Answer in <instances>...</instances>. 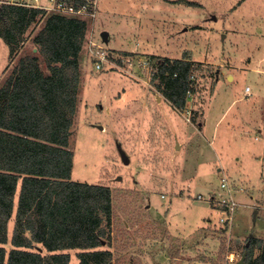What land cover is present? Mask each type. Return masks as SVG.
Returning a JSON list of instances; mask_svg holds the SVG:
<instances>
[{"label":"rangeland","instance_id":"obj_1","mask_svg":"<svg viewBox=\"0 0 264 264\" xmlns=\"http://www.w3.org/2000/svg\"><path fill=\"white\" fill-rule=\"evenodd\" d=\"M97 3L69 148L72 180L111 189L99 249L111 251L113 264H239L249 237L264 239V0ZM98 49L110 57L99 68ZM33 51L30 35L15 55L0 37V84ZM147 56L194 63L195 89L182 110L149 83ZM222 176L238 203L229 221L217 203Z\"/></svg>","mask_w":264,"mask_h":264},{"label":"trees","instance_id":"obj_2","mask_svg":"<svg viewBox=\"0 0 264 264\" xmlns=\"http://www.w3.org/2000/svg\"><path fill=\"white\" fill-rule=\"evenodd\" d=\"M0 7L9 53L29 35L37 50L20 56L0 84V264H70L71 252L76 264H113L111 251L99 249L109 234L111 189L71 179L69 137L88 20L22 4ZM148 58L157 68L152 84L182 110L195 89L194 63ZM249 242L244 264H264V239Z\"/></svg>","mask_w":264,"mask_h":264},{"label":"built area","instance_id":"obj_3","mask_svg":"<svg viewBox=\"0 0 264 264\" xmlns=\"http://www.w3.org/2000/svg\"><path fill=\"white\" fill-rule=\"evenodd\" d=\"M47 4L41 3V0H0V3H15V4H22L25 6L37 7L42 8L48 12H56L64 15L75 16L89 19H95L97 15V0H81L78 4H74L72 1L69 0H47ZM131 56L133 52H130ZM97 57L96 67H100V62L105 60L107 57L110 58L104 50L98 49L95 51ZM125 56V55H124ZM146 56V55H145ZM148 58V56H147ZM117 62L120 61L116 60ZM144 65H148V70L150 74L149 83L152 86L151 79L156 75V65L155 60H151L148 58L147 60L143 61ZM176 76V73L173 74ZM191 80L195 79V77H190ZM249 87H245V91H248ZM190 90L187 91V96H190ZM183 107V106H182ZM180 107V108H182ZM185 107V105H184ZM183 107V108H184ZM180 110V109H178ZM221 193L219 194L218 204L221 207L223 212V217L220 218L221 221L231 220L232 216L235 212V208L238 206L237 201L235 200V193L233 187L228 183V180L225 176L221 177ZM198 199L202 198V195L197 196ZM213 199V198H212Z\"/></svg>","mask_w":264,"mask_h":264},{"label":"water","instance_id":"obj_4","mask_svg":"<svg viewBox=\"0 0 264 264\" xmlns=\"http://www.w3.org/2000/svg\"><path fill=\"white\" fill-rule=\"evenodd\" d=\"M1 8V7H0ZM214 18V17H213ZM107 36H108V33L106 30H102L101 33H100V37L102 38L103 41H106L107 40ZM117 149H118V152H119V155H120V158L121 160L123 161L124 164H128L129 163V158L128 156L126 155V153L124 152V150L122 149L121 145L120 144H117L116 145ZM118 179H120V177H118ZM256 212V211H255ZM244 257H245V253L244 255L242 256L241 260L239 261V264H242L243 263V260H244Z\"/></svg>","mask_w":264,"mask_h":264},{"label":"crops","instance_id":"obj_5","mask_svg":"<svg viewBox=\"0 0 264 264\" xmlns=\"http://www.w3.org/2000/svg\"><path fill=\"white\" fill-rule=\"evenodd\" d=\"M42 1V3H46V0H41ZM164 57H169V58H177V57H170V56H164ZM178 59H180V58H178ZM229 75L231 76V78H232V74H227V77H229ZM248 91H250V88H249V90ZM199 124L201 125V123L199 122Z\"/></svg>","mask_w":264,"mask_h":264}]
</instances>
